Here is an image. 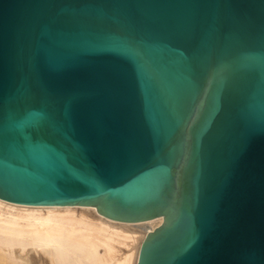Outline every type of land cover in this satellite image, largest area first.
<instances>
[{
    "label": "water",
    "instance_id": "water-1",
    "mask_svg": "<svg viewBox=\"0 0 264 264\" xmlns=\"http://www.w3.org/2000/svg\"><path fill=\"white\" fill-rule=\"evenodd\" d=\"M0 198L264 264V0H0Z\"/></svg>",
    "mask_w": 264,
    "mask_h": 264
},
{
    "label": "bare ground",
    "instance_id": "bare-ground-1",
    "mask_svg": "<svg viewBox=\"0 0 264 264\" xmlns=\"http://www.w3.org/2000/svg\"><path fill=\"white\" fill-rule=\"evenodd\" d=\"M163 221H120L92 205L0 198V264H137L143 241Z\"/></svg>",
    "mask_w": 264,
    "mask_h": 264
}]
</instances>
